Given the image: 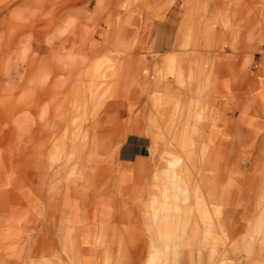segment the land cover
I'll list each match as a JSON object with an SVG mask.
<instances>
[{
	"label": "rangeland",
	"instance_id": "rangeland-1",
	"mask_svg": "<svg viewBox=\"0 0 264 264\" xmlns=\"http://www.w3.org/2000/svg\"><path fill=\"white\" fill-rule=\"evenodd\" d=\"M152 8L0 0V264H264V0Z\"/></svg>",
	"mask_w": 264,
	"mask_h": 264
},
{
	"label": "crops",
	"instance_id": "crops-1",
	"mask_svg": "<svg viewBox=\"0 0 264 264\" xmlns=\"http://www.w3.org/2000/svg\"><path fill=\"white\" fill-rule=\"evenodd\" d=\"M166 1V12H164L162 15L159 14V9H157V6L160 5V3H165ZM183 0H152L153 2V8L149 12L144 13V17H155V16H162L165 19L162 22L163 28H166V47L162 46L159 47L158 50L162 49L163 51L171 52L177 48V43L174 41V36L176 33V19L181 18L185 14V10L181 8V2ZM197 1V0H196ZM200 1H206L210 3H219L220 0H200ZM229 1V0H227ZM252 0H243V2H249L251 3ZM257 14L259 13V16H261L262 23H264V9L260 11L256 10ZM261 12V13H260ZM244 34L246 31H243ZM242 40H245L244 37H242ZM198 48V47H195ZM227 57L223 56L219 58V63L222 67L230 66V67H239L242 69L247 68L246 66L249 65L251 62L248 55L242 54H236L233 51H225ZM253 59V57H251ZM254 61V59H253ZM253 64V62L251 63ZM256 62H254V65ZM258 65V64H257ZM217 77L222 78L221 80L223 82H226L229 80V76L233 77V73H228L226 71H222L221 73L216 74ZM246 76L248 79H246ZM252 76L249 73H246L244 75V81L250 82ZM223 82H221V90L223 91ZM218 88V87H217ZM262 109V110H261ZM260 110L264 112V106H260ZM148 148V144L146 142V138L144 136H141L139 134H130L126 136V138L120 143L116 159L122 164L123 169L125 172H128L129 170L136 169V165L140 163H144V158L146 155L144 154V151Z\"/></svg>",
	"mask_w": 264,
	"mask_h": 264
}]
</instances>
